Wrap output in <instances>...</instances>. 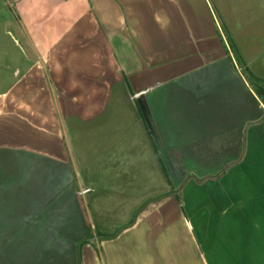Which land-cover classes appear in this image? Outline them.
Here are the masks:
<instances>
[{
	"label": "crops",
	"instance_id": "1",
	"mask_svg": "<svg viewBox=\"0 0 264 264\" xmlns=\"http://www.w3.org/2000/svg\"><path fill=\"white\" fill-rule=\"evenodd\" d=\"M13 2L29 63L0 102V264H77L64 119L86 124L89 191L160 164L172 185L81 264H264V104L244 73L264 81V0Z\"/></svg>",
	"mask_w": 264,
	"mask_h": 264
},
{
	"label": "rangeland",
	"instance_id": "2",
	"mask_svg": "<svg viewBox=\"0 0 264 264\" xmlns=\"http://www.w3.org/2000/svg\"><path fill=\"white\" fill-rule=\"evenodd\" d=\"M225 1L230 5L231 0ZM20 26V20L16 16V6L13 0H0V102L6 103L9 101L8 97L12 92V82L14 83L17 80V86L21 85L20 81L22 78L18 79L16 73L19 69L25 70L24 68L29 63L27 54L24 52V41L19 34ZM259 54L261 53H253L255 63L262 62L261 59L264 58L261 56L257 59ZM252 82L255 83L253 79ZM127 103L130 107L132 104L135 108L133 100L128 99ZM112 108L113 106L108 114L111 110L113 111L114 108ZM94 109V107H91V110ZM121 118L124 117L121 116ZM38 119L40 123L44 122V119ZM59 120H61V117L52 113L49 117L47 127H54V121H57L56 124L59 125ZM114 120V117H111L112 123H114ZM63 122L62 127L66 133L67 145H69L68 149L73 150V158L76 160L73 173L74 183L79 193L78 196L84 214L88 220V229L91 228L90 237L93 238V236L96 237L100 234L108 235L119 232L134 217L136 209L144 205L146 206L150 202L155 201V199L158 200L165 196V194L171 192L172 185L162 174L161 164L160 169L158 168L159 173L156 179V176L150 181L124 179L116 182L114 180L99 179L101 186L95 192L89 191L88 188L95 181L93 179H87L88 175L92 173L90 170L87 171V169L88 167H92V164L86 163V149L88 148L86 124H78L75 126L76 129L74 128L72 131L69 129V126L66 127L68 123L65 119ZM146 135V138L151 141L150 134L146 132ZM152 141H154V138ZM101 142L102 139L97 141L96 146H99ZM152 148L155 151L157 149L154 144ZM77 151L80 154L78 157ZM112 166L106 165L105 168L109 169Z\"/></svg>",
	"mask_w": 264,
	"mask_h": 264
},
{
	"label": "trees",
	"instance_id": "3",
	"mask_svg": "<svg viewBox=\"0 0 264 264\" xmlns=\"http://www.w3.org/2000/svg\"><path fill=\"white\" fill-rule=\"evenodd\" d=\"M233 52H234V55L239 58V53L235 49V47H234V51ZM244 73H245V75L249 76L251 78V80L253 79L252 76L250 75V73L248 72V70L245 69ZM255 82H256L255 83V85H256V88H255L256 94L258 95V97L260 98L262 103L264 104V81L256 80ZM134 104H135V107H136V110H137V113H138L140 119L142 120L145 128L148 129V132H149L148 121H147L145 112H144L143 108L140 105V102L138 100H134ZM149 134L151 135V132H149ZM152 139H153V137H152ZM90 236H91V228L89 229L88 237L78 244V261H77V264H81V262H82V250H83L84 246L87 245L90 242V239H91ZM116 236H117V234L109 235V236L100 234L97 237L99 238V240H103V239H112V238H115Z\"/></svg>",
	"mask_w": 264,
	"mask_h": 264
}]
</instances>
